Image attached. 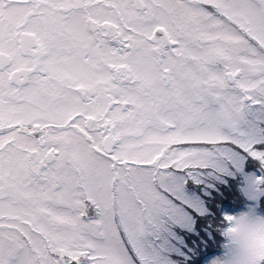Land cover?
<instances>
[{"label": "snow or ice", "instance_id": "1", "mask_svg": "<svg viewBox=\"0 0 264 264\" xmlns=\"http://www.w3.org/2000/svg\"><path fill=\"white\" fill-rule=\"evenodd\" d=\"M0 264H264V0H0Z\"/></svg>", "mask_w": 264, "mask_h": 264}]
</instances>
